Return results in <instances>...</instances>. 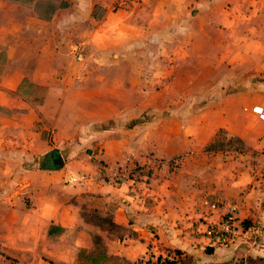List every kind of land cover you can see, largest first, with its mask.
<instances>
[{"label": "crops", "instance_id": "0c3cea01", "mask_svg": "<svg viewBox=\"0 0 264 264\" xmlns=\"http://www.w3.org/2000/svg\"><path fill=\"white\" fill-rule=\"evenodd\" d=\"M60 1L67 24L96 23L85 34L93 67L107 73L93 88L92 67L68 61L71 29L55 27L59 10L48 18L37 0H0V264H80V251L97 247L103 264H161L175 250L190 264H263L264 0H142L129 10H113L117 0ZM174 41V83L191 108L136 123L144 106L134 102L168 99L142 70L165 81ZM220 134L243 152L208 150ZM61 149L64 166L53 169ZM150 156L182 163L151 182L97 177L100 165L112 174L126 158L143 165ZM82 174L91 179L67 183ZM226 214L241 236L223 245L208 228Z\"/></svg>", "mask_w": 264, "mask_h": 264}, {"label": "rangeland", "instance_id": "374dc122", "mask_svg": "<svg viewBox=\"0 0 264 264\" xmlns=\"http://www.w3.org/2000/svg\"><path fill=\"white\" fill-rule=\"evenodd\" d=\"M142 2V0H117L116 3H114L112 5L113 10H117V9H121V8H126V9H131V8H139V5ZM87 4V5H86ZM86 4L83 5H79L76 7V9L81 12V13H86L88 12L89 9V2H86ZM67 3H65L64 1H60V0H37L36 4H35V10L36 12H38L40 15L42 16H46L49 18L50 14H52V12L54 10H59V13H57V16L55 17V27L58 26H63V24H67L66 21H68V13H65V11L63 9H65L67 7ZM102 8L98 7L95 10V14L96 16H101L102 15ZM95 22L89 19L82 21H78L74 24H67V27H69V29H71V34L65 36V41L67 42V56H68V61L71 62L72 64H74L76 67H82V66H86L89 65L92 68L88 69L87 71L90 72L91 76H92V82L91 85L93 86V88H96V84L95 82H101L97 77L101 75V73H104L103 71H105L107 73V71L105 69L102 70H98L95 69L93 66V63L95 62V57H96V47L92 44H89V39H91L90 36H88V34H85L86 32H91L92 29L95 28ZM66 35V34H65ZM62 40V37L60 39V41ZM178 41H174V42H168V47H167V53L165 56H163L162 58L163 60V65L161 67L162 74H164V79L165 81H163L162 83L160 82V84L158 83V77H155L157 74V70L158 69H153V68H149V69H144L142 70L143 72V76L144 77H148L151 80V85H149L148 88L153 89L155 91L159 90V87L164 91H166V93L168 94V99L164 100L165 102L159 101V100H155V99H150L148 102H134L136 103V107L139 105L144 106V111L139 115L138 118H136L134 120V122L136 123H146L148 121H153L154 119H159L161 117H173L175 115L176 112H181L184 109H189L191 108V104L190 101H186V100H181L179 97V92L181 90L184 91L185 87L184 86H180V85H176L174 83V68L176 65V54H175V48L177 47ZM75 47H81V49L83 50L84 53V58L82 61H78L76 60V58L74 57V51L73 49ZM73 48V49H72ZM154 73V74H153ZM104 76V74H102L100 77ZM155 78V80H154ZM181 88H180V87ZM100 90V86L98 88ZM152 90V91H153ZM178 94V97H175L174 95ZM207 100H203V102H199V104H203L205 103ZM198 104V105H199ZM142 111V109H141ZM121 123V122H119ZM132 123V122H129ZM107 126L109 125H115V123L113 122H109L106 123ZM214 147L220 150H236V149H241L242 145L238 143V141H236L235 139H230L227 142L222 141V134L219 135V140L216 141L214 143ZM68 150H57V154L60 155L63 160H64V154L67 155ZM87 153L91 155L92 151L91 150H87ZM180 157V156H178ZM71 170V168L69 169ZM68 170V171H69ZM213 225H210L208 228V233L211 234L210 232V228ZM241 236V234H238L235 238H233V241L237 240L238 236ZM254 237V235H252V238ZM231 242V241H229ZM228 242V243H229ZM226 243V244H228ZM166 252H163V255ZM1 254V253H0ZM159 260V263L162 262V264H165V261L163 259V256L160 255L159 258H157ZM246 264H250L249 262L246 261ZM264 264V263H263Z\"/></svg>", "mask_w": 264, "mask_h": 264}, {"label": "built area", "instance_id": "2783aa9c", "mask_svg": "<svg viewBox=\"0 0 264 264\" xmlns=\"http://www.w3.org/2000/svg\"><path fill=\"white\" fill-rule=\"evenodd\" d=\"M73 51L76 60L82 61L83 51L81 47H75ZM260 118L264 119V115L260 114ZM181 163V156L166 159L150 156L147 162L143 165H140L133 158H126L124 165L119 166V168L112 174H108L106 172V167L104 165H100L97 177L103 180L112 181L115 184L124 182H136L137 180H142L143 182H151L163 168H167L170 172H174L180 167ZM90 179V176L86 174L78 176L71 175L68 178L67 183L75 185L86 183ZM209 206L212 209H216L218 203L213 202ZM210 231L212 240L223 245L228 243L229 241H233V238L238 235V227L235 225V220L231 214L224 215V217L220 221V224L211 226ZM165 254L166 255H163L164 261L168 260L177 263V257L174 254H167V252Z\"/></svg>", "mask_w": 264, "mask_h": 264}, {"label": "trees", "instance_id": "16d2710c", "mask_svg": "<svg viewBox=\"0 0 264 264\" xmlns=\"http://www.w3.org/2000/svg\"><path fill=\"white\" fill-rule=\"evenodd\" d=\"M238 141V140H236ZM239 144L240 141H238ZM214 145L208 146V150L214 149ZM239 152H243V149H236ZM242 227L247 228L248 226L245 224V222L242 223ZM243 228V229H244ZM167 254H174L177 258L176 261L177 263L165 260V264H190V260L180 251L175 250V251H168ZM109 258L107 257L105 251L101 249L100 247H97L95 251L93 252H86V251H80L78 261L80 264H103L107 262ZM159 262V260H158ZM235 264H246V260L240 259L235 262Z\"/></svg>", "mask_w": 264, "mask_h": 264}, {"label": "water", "instance_id": "95a60500", "mask_svg": "<svg viewBox=\"0 0 264 264\" xmlns=\"http://www.w3.org/2000/svg\"><path fill=\"white\" fill-rule=\"evenodd\" d=\"M54 160L52 162L53 169H59L64 166V160L63 158L57 154V152H54L53 154Z\"/></svg>", "mask_w": 264, "mask_h": 264}, {"label": "flooded vegetation", "instance_id": "af4514ba", "mask_svg": "<svg viewBox=\"0 0 264 264\" xmlns=\"http://www.w3.org/2000/svg\"><path fill=\"white\" fill-rule=\"evenodd\" d=\"M53 160H54V156H52V158H51V161L53 162Z\"/></svg>", "mask_w": 264, "mask_h": 264}]
</instances>
